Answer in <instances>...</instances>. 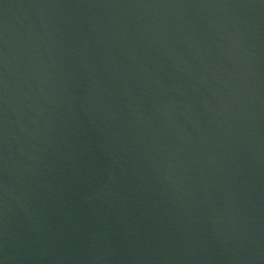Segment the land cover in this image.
<instances>
[{
  "label": "water",
  "instance_id": "obj_1",
  "mask_svg": "<svg viewBox=\"0 0 264 264\" xmlns=\"http://www.w3.org/2000/svg\"><path fill=\"white\" fill-rule=\"evenodd\" d=\"M0 264H264V0H0Z\"/></svg>",
  "mask_w": 264,
  "mask_h": 264
}]
</instances>
